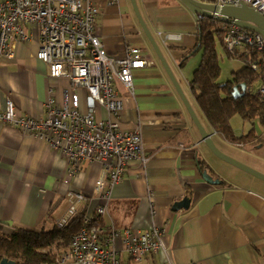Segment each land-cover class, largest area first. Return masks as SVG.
Masks as SVG:
<instances>
[{"label":"crops","instance_id":"obj_1","mask_svg":"<svg viewBox=\"0 0 264 264\" xmlns=\"http://www.w3.org/2000/svg\"><path fill=\"white\" fill-rule=\"evenodd\" d=\"M110 1L93 0L100 11L95 33L107 54L121 58L127 48L137 46L154 61L133 71L132 95L115 81L123 101L120 126H140L145 165L132 162L126 167L111 189L105 210L97 215L102 204L94 190L101 174L98 163L81 161L71 168L59 149L0 119V233L14 228L48 229L74 204L76 212L82 210L101 226L120 232L159 226L160 249L139 260L130 259L117 243L119 260L129 264H264V186L224 180L210 167L207 172L219 182L203 180L197 160L209 166L207 146L153 53L129 0ZM137 4L199 120H205L188 85L200 58L195 16L178 0H137ZM23 30L27 40L17 38L11 43L14 58H0V112L9 98L18 114L40 118L48 109L46 99L60 104L64 89L71 85L65 77L49 76L46 64L36 58V26L24 23ZM168 32L182 37L164 41ZM97 113L107 116L103 108ZM201 123L219 149L230 143L207 122ZM77 194L82 195L79 201ZM185 195L191 197L189 206L172 210L173 202Z\"/></svg>","mask_w":264,"mask_h":264},{"label":"built area","instance_id":"obj_2","mask_svg":"<svg viewBox=\"0 0 264 264\" xmlns=\"http://www.w3.org/2000/svg\"><path fill=\"white\" fill-rule=\"evenodd\" d=\"M204 2L245 4L264 17V0ZM99 14L93 0H0V58L13 59L12 41L27 40L23 24H34L39 40L36 58L46 64L49 76L65 77L71 85V89H64L60 104H55L50 97L46 99L48 109L44 117L18 114L14 103L6 98L0 119L59 149L71 168H76L81 161L98 163L101 174L94 190L102 204L97 207V215L105 210L111 189L120 181L126 167L132 162L144 167L146 162L140 126L130 129L120 126L123 101L115 81L132 95L133 71L154 63L152 57L137 46L127 48L121 58L109 56L95 33ZM202 18L201 15L195 17L197 21ZM222 28L229 54L248 56L252 68L263 65L261 59H252L254 53L264 52V39L258 32L231 21ZM181 37L180 33L168 32L162 39L179 41ZM258 81L257 89L251 87L250 91L264 102V65ZM77 87L84 90V94L80 95ZM99 108L106 111V118L98 116ZM75 196L76 201L82 199L80 194ZM75 213V205L71 204L57 225L62 227ZM161 234L159 226L143 232H120L110 225L101 226L93 215H84L83 224L71 236L67 250L58 260L61 264H129L119 260L118 242L130 259L139 260L160 249Z\"/></svg>","mask_w":264,"mask_h":264},{"label":"trees","instance_id":"obj_3","mask_svg":"<svg viewBox=\"0 0 264 264\" xmlns=\"http://www.w3.org/2000/svg\"><path fill=\"white\" fill-rule=\"evenodd\" d=\"M224 24L226 22L205 17L196 22L200 58L188 85L209 128L229 142L242 143L244 139L252 140L253 130L236 135L230 124L232 116L239 115L251 124L256 121L264 127V102L258 100L250 91L254 81L258 80L263 72L264 52L254 53L252 56L253 60L261 59L263 65L252 68L248 64L249 57L240 56L245 59L247 65L233 71L230 80L218 83L220 68L215 45L218 41L226 50L223 41ZM241 83L245 84L246 91L242 96L234 98L231 95L232 88L234 85L239 87ZM258 142L259 138L255 139L252 145L255 146ZM197 163L200 171L209 167L201 160H197ZM83 216L82 210L77 211L62 227L55 222L48 229L14 228L10 233H0V260L5 257L14 260L16 264H61L58 257L67 248L71 236L83 224Z\"/></svg>","mask_w":264,"mask_h":264},{"label":"water","instance_id":"obj_4","mask_svg":"<svg viewBox=\"0 0 264 264\" xmlns=\"http://www.w3.org/2000/svg\"><path fill=\"white\" fill-rule=\"evenodd\" d=\"M178 1H180L195 17L197 15H201L205 18H214V19L221 20L223 22L231 21L238 26L258 32L264 39V17L263 15H261L260 13H258L257 11H255L254 9L250 8L249 6L245 4L235 6V5H218L214 3L204 2L201 0H178ZM129 3H130L131 9L134 13V16L138 24L140 25L146 39L148 40L152 48L153 53L155 54L156 58L160 62L164 71L166 72L178 96L180 97L186 111L188 112L190 119L195 125L200 135L201 141L207 146L210 152L216 157L264 181V173H261L233 159L232 157L224 154L217 148V146L215 145L212 139L213 134L209 133L204 128L201 121L199 120L196 112L191 106L181 86L179 85V82L172 68L167 62L157 41L155 40L143 16L141 15V12L137 4V0H129ZM245 91H246V86L244 83H241L239 87L237 85L233 86L231 95L234 98L240 97L245 93ZM201 176L203 180L209 184H215L219 182L218 178L217 179L212 178V176L207 172L206 168L201 170ZM190 202H191V198L185 195L180 200L173 202V204L171 205V209L176 211L181 208H187ZM0 264H16V262L12 259H8L4 257L0 260Z\"/></svg>","mask_w":264,"mask_h":264},{"label":"rangeland","instance_id":"obj_5","mask_svg":"<svg viewBox=\"0 0 264 264\" xmlns=\"http://www.w3.org/2000/svg\"><path fill=\"white\" fill-rule=\"evenodd\" d=\"M225 44V43H224ZM216 52L219 58V75L217 77L218 83H224L227 80H230L233 76V71H236L247 65L245 59L240 56H233L228 54L226 50L216 41ZM226 48V46H224ZM200 56V53H198ZM198 58V57H197ZM259 81L255 80L252 87L254 90L257 89ZM204 124L206 121L201 118ZM230 124L233 127V130L236 135H241V133H246L247 131L253 130L252 140L244 139L242 143L230 142L225 143L223 148H218L224 154L232 157L233 159L261 172L264 173V167L261 164H264V127L259 125L256 121H253L252 124L243 120L239 115H234L230 119ZM259 138V142L254 144L255 139ZM253 142V143H251ZM262 145V146H261ZM209 150V149H208ZM208 151L210 159L208 158V164L211 168V171L214 175L224 178V180L234 181L238 183L252 184V187H261L264 186V181L261 179L247 173L246 171L235 167L226 161L213 156L212 153Z\"/></svg>","mask_w":264,"mask_h":264}]
</instances>
